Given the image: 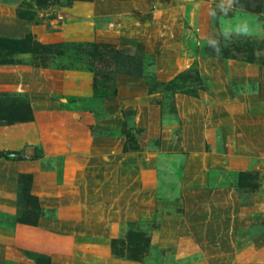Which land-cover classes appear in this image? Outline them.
Instances as JSON below:
<instances>
[{
  "label": "rangeland",
  "instance_id": "rangeland-1",
  "mask_svg": "<svg viewBox=\"0 0 264 264\" xmlns=\"http://www.w3.org/2000/svg\"><path fill=\"white\" fill-rule=\"evenodd\" d=\"M0 2L33 12L29 50L0 47V113L32 108L0 119V264H264V0ZM90 42L135 52L94 63ZM136 50L143 77L122 60ZM185 70L197 95L147 85Z\"/></svg>",
  "mask_w": 264,
  "mask_h": 264
},
{
  "label": "trees",
  "instance_id": "trees-1",
  "mask_svg": "<svg viewBox=\"0 0 264 264\" xmlns=\"http://www.w3.org/2000/svg\"><path fill=\"white\" fill-rule=\"evenodd\" d=\"M50 0H37V6L40 8H45L47 7V2ZM74 1H90V0H67L69 4H71ZM233 6L237 8H242V9H247V10H258L261 7L262 0H232ZM33 12H27L23 10L20 7H16V12L15 14L22 19H25L27 21H31L32 19V14ZM29 34H25L23 39L14 37V38H3L0 37V47H9V48H14L16 47L20 52H24L29 50V42L25 38L29 37ZM41 45V44H40ZM55 45V44H53ZM91 48L90 52V57L94 63H106L108 60L109 54L111 52H116L118 54L122 50H129L131 53H134L135 51L131 47H123L121 49L116 48L114 45L109 44V43H98V42H90L87 44ZM46 44H44L42 47H45ZM51 46V45H50ZM112 49V50H111ZM137 51V54H128L125 57H123L124 65H125V71L128 72L132 76H142V68L144 61L142 60L145 56L147 57L142 51ZM107 66H104L103 68H98V72L102 77V81H110L111 78L110 76L106 73L107 72ZM114 71H116L114 69ZM195 71V70H194ZM190 72L189 70L182 71L173 77H171L168 80H163V81H157L153 80L152 83H147V85L150 87V90H161L165 91L164 94L166 96V91L170 93V97L173 99L175 93L178 92H185V93H190L193 95H197L196 91L190 92L186 88L182 87V82L177 84V80L184 74L186 76V73L188 74ZM196 74V72H195ZM189 75H187L188 77ZM143 77V76H142ZM110 79V80H109ZM194 82L200 83L199 78L196 74V77L192 79ZM93 88L96 91H103L102 95L103 96H108L114 94L116 92L115 85H110V84H104L103 82H96L94 80ZM160 105L162 106V101L159 102ZM5 113V112H4ZM0 113V119L4 120L6 122H25L29 121L32 119V108L31 105L27 103H18L14 104L13 110H8L6 111L5 114ZM254 179V172L250 171H241L238 172L237 174V183L244 185L248 184L251 185L253 183ZM115 246L113 243L112 247V252L113 254L121 255L116 252ZM137 259V258H135ZM34 262L35 264H49V257L47 256H40V255H35L34 256Z\"/></svg>",
  "mask_w": 264,
  "mask_h": 264
},
{
  "label": "crops",
  "instance_id": "crops-1",
  "mask_svg": "<svg viewBox=\"0 0 264 264\" xmlns=\"http://www.w3.org/2000/svg\"><path fill=\"white\" fill-rule=\"evenodd\" d=\"M16 6L15 4L12 3H2L0 2V36L6 37V38H20L23 36L24 32L27 31L28 28L27 27V22L26 20L19 18L16 14ZM106 41H113V40H109V39H105ZM152 96L147 95V98H151ZM110 98H108L109 100ZM106 100V101H108ZM123 106L125 107H132L135 105H133L132 103L129 104H123ZM144 108L148 110V114H150V116H152V121L154 122V124L157 125V119H158V109H157V105H154L153 103H147L144 104L143 106H136L137 109V113L136 115V122L138 125H140L141 127H144L146 132L149 135H155L158 134L159 131L157 129V127H155L156 125L153 124H145V123H140V114L143 113ZM114 112V111H113ZM36 113V112H35ZM112 113V111H111ZM37 113L34 114L35 120L37 121ZM115 118V116H114ZM162 135V134H160ZM170 135V134H169ZM168 134H166L165 136L162 135V146L165 147L168 144V139L164 138H171ZM233 165L239 164V161L237 160L236 162L232 161Z\"/></svg>",
  "mask_w": 264,
  "mask_h": 264
}]
</instances>
